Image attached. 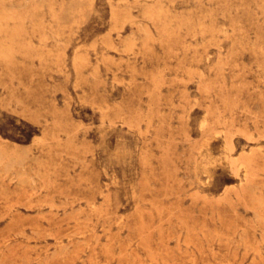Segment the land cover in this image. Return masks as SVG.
Here are the masks:
<instances>
[{
	"label": "rangeland",
	"instance_id": "rangeland-1",
	"mask_svg": "<svg viewBox=\"0 0 264 264\" xmlns=\"http://www.w3.org/2000/svg\"><path fill=\"white\" fill-rule=\"evenodd\" d=\"M0 264H264V0H0Z\"/></svg>",
	"mask_w": 264,
	"mask_h": 264
}]
</instances>
